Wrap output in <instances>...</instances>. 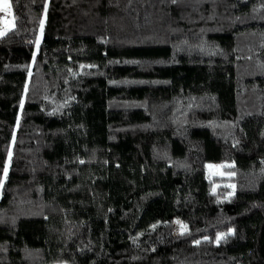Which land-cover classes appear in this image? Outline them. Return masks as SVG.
Wrapping results in <instances>:
<instances>
[{"label": "trees", "instance_id": "1", "mask_svg": "<svg viewBox=\"0 0 264 264\" xmlns=\"http://www.w3.org/2000/svg\"><path fill=\"white\" fill-rule=\"evenodd\" d=\"M9 2L0 264H264V0Z\"/></svg>", "mask_w": 264, "mask_h": 264}, {"label": "rangeland", "instance_id": "2", "mask_svg": "<svg viewBox=\"0 0 264 264\" xmlns=\"http://www.w3.org/2000/svg\"><path fill=\"white\" fill-rule=\"evenodd\" d=\"M11 15V13H10ZM12 16V15H11ZM8 23V22H7ZM2 26L6 25V21L4 24H1ZM40 38V37H39ZM225 168V164H208L206 168V176L208 178L211 177H228L229 174H226L223 170ZM223 186L227 189L226 196L230 197L234 194V185L232 183H224ZM185 224L182 223L180 220L176 221L174 223V232L175 233H181L183 232L186 227H184ZM57 264H64V263H57Z\"/></svg>", "mask_w": 264, "mask_h": 264}, {"label": "built area", "instance_id": "3", "mask_svg": "<svg viewBox=\"0 0 264 264\" xmlns=\"http://www.w3.org/2000/svg\"><path fill=\"white\" fill-rule=\"evenodd\" d=\"M2 17L5 19L6 21V25L5 26H1V29L4 33L8 34L10 33V31L12 30L13 27V19L12 16L10 14H3ZM8 22V23H7Z\"/></svg>", "mask_w": 264, "mask_h": 264}, {"label": "snow or ice", "instance_id": "4", "mask_svg": "<svg viewBox=\"0 0 264 264\" xmlns=\"http://www.w3.org/2000/svg\"><path fill=\"white\" fill-rule=\"evenodd\" d=\"M0 12H4L6 14H10L11 13V4L9 2V0H0ZM6 172V170H5ZM186 227V226H184ZM220 237H218L217 239H219Z\"/></svg>", "mask_w": 264, "mask_h": 264}, {"label": "crops", "instance_id": "5", "mask_svg": "<svg viewBox=\"0 0 264 264\" xmlns=\"http://www.w3.org/2000/svg\"><path fill=\"white\" fill-rule=\"evenodd\" d=\"M5 14L4 12H0V35L4 34V32L1 29V24L5 23V19L2 17V15Z\"/></svg>", "mask_w": 264, "mask_h": 264}]
</instances>
